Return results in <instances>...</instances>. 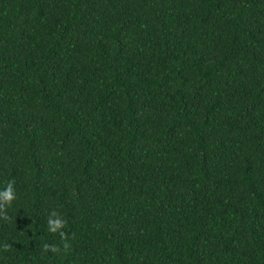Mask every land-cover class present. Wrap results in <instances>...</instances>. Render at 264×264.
<instances>
[{"label":"trees","instance_id":"obj_1","mask_svg":"<svg viewBox=\"0 0 264 264\" xmlns=\"http://www.w3.org/2000/svg\"><path fill=\"white\" fill-rule=\"evenodd\" d=\"M9 183L0 264H264V0H0Z\"/></svg>","mask_w":264,"mask_h":264},{"label":"clouds","instance_id":"obj_2","mask_svg":"<svg viewBox=\"0 0 264 264\" xmlns=\"http://www.w3.org/2000/svg\"><path fill=\"white\" fill-rule=\"evenodd\" d=\"M14 197L13 187L12 184L9 183L7 188L3 191H0V200L4 201H11ZM55 216V218H53ZM50 231L56 232L58 229L62 228L65 224V221L56 213H53L52 216L49 217L48 220Z\"/></svg>","mask_w":264,"mask_h":264}]
</instances>
